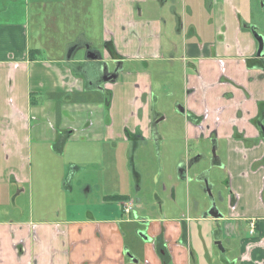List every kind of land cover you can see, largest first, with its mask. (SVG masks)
Here are the masks:
<instances>
[{
  "label": "crops",
  "instance_id": "1",
  "mask_svg": "<svg viewBox=\"0 0 264 264\" xmlns=\"http://www.w3.org/2000/svg\"><path fill=\"white\" fill-rule=\"evenodd\" d=\"M145 1L25 0L21 21L0 23V264L162 263L153 241L137 237L142 242L139 247H124L121 224L132 227L147 222L134 212L126 218L117 217L118 209L120 215L123 213L122 203L108 197L131 200L128 190L121 193L110 189L101 206V211H108L106 219H97L89 211L82 220L61 219L58 214L56 219H37L33 210L27 217L12 216L19 208L15 197L25 193L31 176L37 177V186L43 182L42 176L38 177L43 170L36 171L38 165L51 164L54 174L57 168L55 191L63 195L70 190L72 178L83 173L86 163L81 160L90 150L98 156L101 147L112 152L119 148L123 154L129 145L127 129L129 133L139 130L144 140L150 139L148 85L137 76L132 98L123 99L117 80L122 71L115 82L108 84L98 71L101 64L111 65L116 58H121V64L126 58L133 59L131 50L136 43L128 34L133 30L145 39L137 58L157 53L159 22H148L144 27L126 21L133 20L132 4ZM189 1L187 5L184 1L182 17L175 9L178 35L185 39L183 61L194 72L188 84L193 93L186 100V115H182L188 121L185 138L178 140L164 133L155 141L167 154L171 148L183 146L176 160L180 161L185 159L189 142L197 146L209 143L208 136L215 132L217 154L222 151L219 164L229 174L231 185L229 193L215 201L223 217L201 220L209 204L198 192V184L188 186L187 203H183L172 190L173 177L165 176L170 166L164 161V176L154 182L162 194L154 188L150 203L151 210L161 215L149 219L148 232L150 227L152 235L165 229L164 237L173 242L169 245L171 264H264V135L253 125L261 112L264 125V57L255 56L257 43L249 30L256 26L250 16L243 15V0H218L215 5ZM202 2L208 12L201 10ZM0 5L4 8V0ZM212 6L215 19L210 26H201L199 16L208 15ZM248 7L250 2L245 0ZM119 29L127 38L122 49L117 43ZM208 29L214 41H202ZM258 30L264 38V32ZM147 31L152 34L150 38ZM188 36L197 41L188 42ZM79 42L81 45H77ZM109 42L117 55L112 56L114 59L105 47ZM173 49L170 60H174L177 46ZM87 50L92 58L86 57ZM247 60L256 63L249 66ZM221 77L227 81L218 82ZM122 102L124 114L118 110ZM201 150H195L192 156ZM106 171L103 169V174ZM111 175L108 180H114L115 170ZM85 186V193L90 194L91 184ZM135 218L142 222L136 223ZM215 242H220V249ZM124 250L133 260L123 254Z\"/></svg>",
  "mask_w": 264,
  "mask_h": 264
},
{
  "label": "rangeland",
  "instance_id": "2",
  "mask_svg": "<svg viewBox=\"0 0 264 264\" xmlns=\"http://www.w3.org/2000/svg\"><path fill=\"white\" fill-rule=\"evenodd\" d=\"M1 3L3 0H0ZM124 0H122L123 2ZM166 4H160L156 0H146L145 2L132 4L134 15L133 20H126L128 24L134 25L138 24L144 26L148 22L157 21L160 25L159 34L155 37L160 42V48L157 49V53L153 56L146 58H137L139 52L141 51L142 44L144 40L140 37L141 33H137L133 30L128 34L135 38V48L131 51V56L133 59H125V63L122 64V73L120 74V93L123 99L132 98L134 93V84L137 76L140 77L141 81L144 84L148 85L150 89L148 95V106L151 110L152 117H158V119L163 118L162 121H159L155 126L153 134L157 136H165V134L171 135L172 138L178 140H184L185 138V124L188 122L180 113V110L185 107L187 92L189 91L188 84L192 79L194 72L192 71L191 66H187L183 61V58L186 57L182 51L183 43L185 39L182 35H178V19L175 16V9L177 13L182 17L185 13L184 1L185 0H165ZM197 3L199 0H196ZM208 4L213 3L218 0H202ZM251 7L245 8V0L243 15L250 16L252 23L256 26L255 29L258 31L264 32V0H248ZM5 6L2 8L0 5V23L4 21H21L23 19L22 6L25 3V0H4ZM202 7L208 12V10L203 6ZM190 4L189 0H186V5ZM3 5V4H2ZM185 5V6H186ZM213 6L209 9V14H204L199 18L201 20V26L204 27L210 26L212 21L215 19V13H213ZM135 9V10H134ZM26 10V7H25ZM247 11V13L245 12ZM31 14H34V11L31 10ZM187 14V13H186ZM249 18V19H250ZM124 23H120V27ZM118 36V45L122 49L123 44L127 40L126 35L119 29ZM152 34L147 31L146 37L150 38ZM213 34L209 32V29L205 31V36L202 38V41H214ZM75 42L76 38H73ZM197 41V38L191 39L188 36V42ZM81 43H77V45ZM76 45V42L74 46ZM177 46V51L174 53V60L169 58L173 54V47ZM151 49V48H150ZM135 77V79H134ZM229 90V89H228ZM133 91V93H132ZM199 93H201L199 91ZM222 104H226L222 102ZM123 102L121 105H118V110L123 114L126 113L123 111ZM181 108V109H180ZM132 121L130 120L129 126H131ZM156 138L154 135L146 144H136L133 147V144L128 145V149L123 150V154L119 151V148L112 152L107 148H99L102 152L95 156L93 150H90L86 159H83L85 169L83 175L81 172L74 176L70 184V190L65 192L63 195L59 191H55L58 185L57 177V168H55V174L52 172L51 164H46L44 166L36 167L42 169L43 171L38 176H42L43 182L37 186V177L31 176L30 184L26 186L24 194H19L17 196L18 190L14 191L16 197V205L19 206L16 209V213L12 212L13 217H23L28 216V214L33 210L34 217L37 219L45 218L47 220L58 218L69 220H82L86 219V213L89 211L93 212L95 218L97 219H106L109 214L108 211H101V206L103 205V199L108 195L107 193L111 188H114L115 191L118 190L121 193H124L128 190L130 191V198L133 204H135V213L139 215L141 219L147 221L146 223L150 224L149 219L157 218L161 214L160 212H153V206L150 204L151 209L148 208L147 203H151L154 200V196L150 195V192L155 188V190L160 193V188L158 184L154 185V182L160 181L164 175L163 165L161 162L162 171L160 170V158H169L170 162L173 163L180 152L183 151L184 147L179 149L174 148L169 154L163 152V149L158 152L156 148ZM160 146L161 143L159 142ZM199 146V147H198ZM197 145H193L192 142H189L185 146L187 155L192 156L195 150L202 149L206 154H211V151L215 150V156L218 158L222 151L217 154L216 148L212 143L200 142ZM198 147V148H197ZM117 148V147H116ZM122 149V148H121ZM128 150V151H127ZM114 151V150H113ZM126 151L128 154H126ZM118 152V154H117ZM121 156V161L119 155ZM161 154V155H160ZM29 162L31 160L29 159ZM114 162V163H110ZM110 163V164H109ZM199 165H204L201 163ZM28 167V166H27ZM121 169V173L120 170ZM103 169L107 171L103 174ZM115 170L116 177L114 180H108L112 178V172ZM172 170L169 171V173ZM107 174L109 177H107ZM136 175V178L134 177ZM84 176V177H83ZM129 176V179H128ZM211 180L214 182L213 196L217 202L218 197L216 193L222 192V196L225 197L229 193L228 189V175L224 174L222 171L216 172L215 170L211 171ZM85 183H89L92 186V191L90 194H86ZM195 186L192 187L191 192L195 190ZM140 188V190H137ZM203 194V195H202ZM196 196V194H194ZM201 196L209 201V196L205 193H201ZM198 197V194H197ZM140 203V205H139ZM111 206L119 207L118 204L111 203ZM20 210V211H18ZM121 208L117 210V217L126 218L127 215L124 214L122 208V214L120 215ZM133 212H131L132 214ZM17 215V216H16ZM31 216V215H29ZM145 223L141 225H124L121 224V238L124 241V247H132L134 244L139 247L141 241L138 240L136 236V229H144ZM140 256L141 250L137 252Z\"/></svg>",
  "mask_w": 264,
  "mask_h": 264
},
{
  "label": "flooded vegetation",
  "instance_id": "3",
  "mask_svg": "<svg viewBox=\"0 0 264 264\" xmlns=\"http://www.w3.org/2000/svg\"><path fill=\"white\" fill-rule=\"evenodd\" d=\"M252 29L257 34L256 29L255 28H252ZM249 30H250V28H249ZM257 35L259 37L263 38L259 34H257ZM263 40H264V38H263ZM257 47H258V45H257ZM108 54H109V56L111 58L114 59V57H112V55L109 52H108ZM263 57H264V50H263V56H259L257 58H263ZM120 59L121 58H116V60L111 61L112 62L111 65H109L108 63L105 62V63L101 64V66L99 67V70H98L99 71V75H100L102 81L105 84L115 82L114 78L112 77V71H113V69L115 67L114 66V62H121ZM262 65H263V63H262ZM121 67H122V64H121ZM261 68H263V67H261ZM226 81L227 80L224 77H221V78L218 79V82L225 83ZM237 90H239V92L243 95L242 88H238ZM192 93H193V90H190L189 89V91L187 92L186 100L191 96ZM108 94H110V92H108ZM144 99H145V97L142 96L141 97V101L143 102ZM148 105H147V112H146L148 114V119H149L148 120V123H147V129L151 133V136L154 135V137H158L157 134H153V132L155 130V126L157 125V123L159 121H162L163 118L158 119L157 116L156 117H152L151 110H150V108H149ZM138 113L140 115V112H138ZM180 113L182 115H186L185 108H182L180 110ZM261 114H262V112L259 113V118H257L254 121V124L253 125L255 127L259 128V130L264 135V125L260 122ZM202 120H204V119L202 118L201 121ZM195 125L197 126V124H195ZM260 126L263 127V130L260 128ZM233 130H234L233 132L237 131V129H235V128H233ZM127 132L128 133H126V137L129 139V144H133V147L136 144V142H139V144H146L147 143V140H144L143 137H141L142 134H141V132L139 130H138V133H134V132L133 133H129V131L127 129ZM135 132H136V130H135ZM215 134H216L215 132H212L208 136L209 137V143H212V145L214 146V148H216V145H214V143H213V138H214ZM151 136L149 137L150 139H151ZM156 148H157L158 152H160V150H159L160 149V146L158 145V143H156ZM216 152H217V149H216ZM165 153H167V152H164V154ZM187 156L188 155H187V151H186L185 152V159L180 160V161H176L179 158V156H178L177 159L173 163L170 162V160H169L170 157L169 158H164V160H161V158H160L161 162L164 163V161H167L169 163V166H170V169L169 170H172V171L170 173L165 174V176H169L170 175V176L173 177V181L175 182V185L173 186V189L172 190H174L175 193L176 192L178 193V195H179V197H180V199H181V201L183 203H187V199H188V197H187L188 194L187 193L189 192V187L188 186L190 184H192V183H197L198 184L197 186H199L198 188L200 189V191L198 189V192H203V193H205L207 195L210 194L211 195V200L214 199V196H213V191H215V190H213V188H214V186H213L214 185V182L211 180V176H210L212 170H215L216 172L222 171L224 174L228 175V178H229L228 187L230 189L231 178H230L229 174L224 170V166H222L221 164H219V158H217L215 156V150L214 149L211 151V154L210 155H209V153L207 155L206 152H204V151L201 150L198 154H195L194 156H190L189 159L186 158ZM205 157H206V160H205ZM201 163H204V165L202 166V168L200 170L194 171V169L191 168V166L194 167V165H199ZM159 168L162 171V165H160ZM134 177L136 178V175ZM137 190H140V188H137ZM150 194L153 195V191L150 192ZM161 194H162V192H161ZM216 195H217V197L219 199L220 198L221 199L224 198V196H222V192L216 193ZM125 198H126V200L118 201V202H121L122 203V208L124 210V214L128 216L129 214H131V212H134L135 213L134 209H135L136 206H135V204H133V202L131 200H128L127 197H125ZM185 200H186V202H185ZM214 204L216 206L215 199H214ZM139 205H140V203H139ZM146 205H149L148 208L151 209L150 203H147L146 202ZM194 209H197V204L195 205ZM207 219H209V218H207ZM201 220H206V219H201ZM134 221L136 223L142 222V221H139L138 219L136 221V218L134 219ZM145 224L146 225H145L144 229H142V230L141 229L135 230L136 231V236L140 240H142L138 236V234L141 233V234H143L146 237V241H144V240H142V241H144V242H148L149 240H150V242L153 241L154 243L153 242L152 243L155 246V250H156L157 254L159 255V258L161 257V260H162V257H163V259L168 260V263L171 264V249H170L169 245H171L173 242L171 241V239H166L164 237V231H165V229L162 228V229H160V231H158V234L157 235H152L150 233L152 227H150V232H148V226H150L151 224H148L146 222H145ZM216 246H218V245H216ZM123 254L126 255V256L129 254V256H131V254L128 252V250H124L123 251ZM129 256H127V257L129 258ZM131 260H133V257L132 256H131ZM165 263L167 264V262H165V261L162 260V263L161 264H165Z\"/></svg>",
  "mask_w": 264,
  "mask_h": 264
},
{
  "label": "water",
  "instance_id": "4",
  "mask_svg": "<svg viewBox=\"0 0 264 264\" xmlns=\"http://www.w3.org/2000/svg\"><path fill=\"white\" fill-rule=\"evenodd\" d=\"M250 31L252 32L253 34V38L254 40L256 41L258 47H257V50H256V56L259 57V56H263V50H264V40L263 38L259 37L256 32L250 28ZM88 53V55H87ZM87 53H85L86 57L87 58H92L93 57V54L87 50ZM114 69L112 71V77L114 78V80L117 79L119 73L122 71V67H121V62H114ZM260 128L263 130V127L260 126ZM205 160H206V157H205ZM203 165H194V167L191 166V168L194 169V171H198L202 168ZM209 201L207 202L209 204L208 208L202 213L201 215V218L202 219H212V220H218V219H221L223 216L222 214L218 211L217 207L215 206L214 204V199L211 200V195L209 194ZM207 201V200H206ZM138 236L146 241V237L139 233ZM220 242H215L214 244L215 245H220L218 248L220 249L221 247V244H219ZM129 256V254L127 255ZM129 258L131 259V256H129Z\"/></svg>",
  "mask_w": 264,
  "mask_h": 264
},
{
  "label": "trees",
  "instance_id": "5",
  "mask_svg": "<svg viewBox=\"0 0 264 264\" xmlns=\"http://www.w3.org/2000/svg\"><path fill=\"white\" fill-rule=\"evenodd\" d=\"M105 47H106L107 51H108L112 56H116L115 50H114L113 45H112L111 42L106 43V44H105ZM116 57H117V56H116ZM253 62H254V61H247V65L250 66V65L253 64ZM254 63H256V62H254ZM258 65H260V62H259ZM57 153H58V152H57ZM59 153H60V151H59ZM108 200H109V201H123V200H126V198L123 197V196H112V197H108ZM162 260L165 261V262H167V264H169V263H168V260L163 259V257H162ZM165 264H166V263H165Z\"/></svg>",
  "mask_w": 264,
  "mask_h": 264
}]
</instances>
